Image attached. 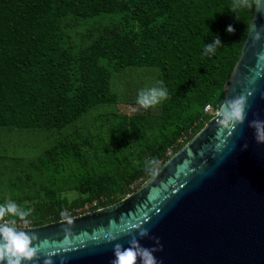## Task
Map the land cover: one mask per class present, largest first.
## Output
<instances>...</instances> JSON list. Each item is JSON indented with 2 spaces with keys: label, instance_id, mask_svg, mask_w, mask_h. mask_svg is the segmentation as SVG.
Wrapping results in <instances>:
<instances>
[{
  "label": "water",
  "instance_id": "1",
  "mask_svg": "<svg viewBox=\"0 0 264 264\" xmlns=\"http://www.w3.org/2000/svg\"><path fill=\"white\" fill-rule=\"evenodd\" d=\"M259 53H264V9L254 5L221 102L251 92L243 123L218 138L216 108L157 175L125 197L70 216L72 223L15 226L35 234L38 246L32 260L21 264H44L49 257L53 264H111L113 244L127 248L133 237L143 247L160 249L154 253L158 264H264V62ZM101 229L117 239L108 242ZM141 229L148 235L141 237Z\"/></svg>",
  "mask_w": 264,
  "mask_h": 264
},
{
  "label": "trees",
  "instance_id": "2",
  "mask_svg": "<svg viewBox=\"0 0 264 264\" xmlns=\"http://www.w3.org/2000/svg\"><path fill=\"white\" fill-rule=\"evenodd\" d=\"M3 1L8 10L21 12L23 26L28 30L17 48L20 53L14 54L4 48L2 51L7 60L0 59V126L16 128H59L72 122L88 107L109 100L108 75L96 63L95 54L115 58L119 67H151L159 71V81L167 87L169 94L168 99L160 102L161 127L173 123L186 102L197 104L200 111L205 105L218 108L224 98L223 86L240 55L255 5L240 9L236 14L229 10L232 0H134L131 14L144 25L166 11L160 23L161 35L145 28L137 43L127 35L113 34L110 39L99 37L95 41V52L79 57L81 81L76 95L70 98V56L59 44L57 24L46 11L51 3L45 0L48 2L42 7L43 11L33 12L31 9L36 0ZM56 1L60 15L110 12L122 6L118 0ZM229 25L233 26L234 32L226 30ZM214 36L220 38L222 46L214 54L203 56L205 44L213 42ZM190 125V122L178 124L173 130V138L164 137L157 143L146 144L143 153L161 160L162 164L169 157L165 155L168 147L170 153H174L197 131V126L191 129ZM77 133L81 142L89 144L82 130ZM182 136L183 142L177 143L175 138ZM62 147L67 151L63 142L55 143L44 155L55 158ZM70 155L78 158L74 148ZM133 177L125 178V185ZM91 183L94 195L99 196L107 195V184H114L115 180L112 176L101 175ZM113 202L103 201L102 205ZM48 211L52 221L62 219L61 210L48 208ZM37 224L41 222L32 225Z\"/></svg>",
  "mask_w": 264,
  "mask_h": 264
},
{
  "label": "rangeland",
  "instance_id": "3",
  "mask_svg": "<svg viewBox=\"0 0 264 264\" xmlns=\"http://www.w3.org/2000/svg\"><path fill=\"white\" fill-rule=\"evenodd\" d=\"M48 1L51 7L46 11L57 24L58 42L70 56V98L76 95L81 81L79 57L94 53L99 37L110 39L113 34L127 35L137 43L145 28L161 35L160 23L166 16L163 11L144 25L131 14L134 0H118L122 6L110 12L60 15L59 3ZM48 1L36 0L31 10L43 11ZM20 13L8 10L0 0V59L3 61L7 58L2 50L7 48L14 54L20 53L17 48L26 37L28 30L23 26L25 22ZM95 61L107 72L109 100L88 107L59 128L0 126V205L11 200L18 208L31 209L24 220L6 213L0 224L11 225L14 219V226L43 224L52 221L48 208L77 215L103 207V201L115 202L125 197L148 178L145 161L154 157L143 153L146 144L157 143L164 137L173 138L178 124L190 122L191 129L197 126L195 135L209 116L216 114L211 105H205L200 111L197 104L186 102L175 121L161 127L160 102L148 108L137 103L140 90L159 86V71L151 67H119L115 58L100 54H95ZM113 125L117 127L112 128ZM79 130L88 137L89 144L81 142ZM175 140L183 142L184 136ZM58 142H63L67 151L62 147L55 158L45 156L44 152ZM72 148L78 158L70 155ZM170 150L168 147L165 155L170 156ZM158 161L160 164L161 160ZM101 175L114 177L115 183L107 184V195L97 196L91 180ZM133 175L125 185V178Z\"/></svg>",
  "mask_w": 264,
  "mask_h": 264
},
{
  "label": "clouds",
  "instance_id": "4",
  "mask_svg": "<svg viewBox=\"0 0 264 264\" xmlns=\"http://www.w3.org/2000/svg\"><path fill=\"white\" fill-rule=\"evenodd\" d=\"M255 4L257 8L264 9V0H232L229 10L238 13V10L243 8H251ZM238 19V15L236 17ZM229 33L235 31L232 25H229L226 29ZM259 38V36H257ZM222 46V41L218 36L213 37V42L205 44L203 49V56H208L214 54L216 50ZM258 61L264 62V53L258 54ZM257 76L260 74L257 73ZM158 87H148L140 90L137 95V103L144 108H148L150 105H154L158 102H163L169 98L168 89L163 86V82L159 81ZM252 93L241 94L235 96L227 101L221 103L218 107L217 123L219 125V131L217 132V137L219 138L225 131L228 130L231 133L237 125L243 123L247 116L248 97ZM251 123H258L257 121H252ZM217 145L219 149L223 145ZM159 170V161L156 158H149L145 161L144 171L149 176L157 175ZM6 213L13 214L15 217H19L20 220H24L31 213V209L25 210L23 208H18V206L12 202L8 201L6 205H0V219H3ZM61 218L67 220L68 223H72L71 217L66 213H60ZM15 219L12 224L0 225V261L5 262V264H21L23 261H31L32 258L38 252V246L33 244L36 240L35 234H29L24 231H18L15 228ZM115 221H110V226L114 224ZM127 231H130L128 229ZM100 232H104V239L108 242H112L117 239V236L111 232H105L101 229ZM140 236L144 237L148 235L146 229L140 230ZM94 238H99L94 236ZM129 247L124 248L122 244H113L114 259L111 264H137V259L139 257V264H158V261L154 253L160 249L158 248H146L139 244V241L133 237L129 240ZM159 241L157 240V244ZM162 248V245L160 246ZM44 264H53L51 258L45 260ZM63 264V262H61Z\"/></svg>",
  "mask_w": 264,
  "mask_h": 264
},
{
  "label": "built area",
  "instance_id": "5",
  "mask_svg": "<svg viewBox=\"0 0 264 264\" xmlns=\"http://www.w3.org/2000/svg\"><path fill=\"white\" fill-rule=\"evenodd\" d=\"M2 224H4V223H2Z\"/></svg>",
  "mask_w": 264,
  "mask_h": 264
}]
</instances>
